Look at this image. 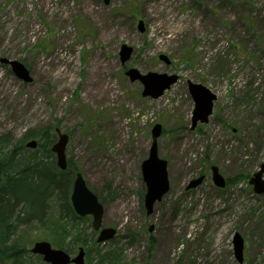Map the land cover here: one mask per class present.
<instances>
[{
  "label": "rangeland",
  "instance_id": "1",
  "mask_svg": "<svg viewBox=\"0 0 264 264\" xmlns=\"http://www.w3.org/2000/svg\"><path fill=\"white\" fill-rule=\"evenodd\" d=\"M122 44L133 48L124 64ZM0 58L23 62L32 77L19 80L0 62V131L17 140L59 127L67 159L104 196L102 226L116 229L94 245L91 216L61 220L55 195L42 222L12 221L0 264H48L29 250L37 240L72 253L83 245L85 264L100 256L103 264H264V192L248 182L264 162V0H0ZM128 67L177 80L157 98L142 96ZM99 79L107 90L91 92ZM188 80L216 95L209 120L193 130ZM156 123L169 190L147 215L141 162ZM43 140L24 147L42 155ZM211 165L225 187L212 183ZM234 232L244 241L241 263Z\"/></svg>",
  "mask_w": 264,
  "mask_h": 264
},
{
  "label": "water",
  "instance_id": "2",
  "mask_svg": "<svg viewBox=\"0 0 264 264\" xmlns=\"http://www.w3.org/2000/svg\"><path fill=\"white\" fill-rule=\"evenodd\" d=\"M110 0H103L107 4ZM138 28L142 31L143 21L138 20ZM133 48L126 44H122L119 50L120 62L124 64L129 60ZM159 58L165 62L169 60L160 55ZM1 63L8 64L13 74L24 82H30L32 77L26 65L17 59L0 58ZM125 75L130 81L139 80L142 85L141 94L143 96H151L153 98L159 97L165 89L177 80V75L167 73L148 72L142 74L134 67H129L125 70ZM188 91L194 102V107L191 114L190 129H194L198 123H206L212 113L213 102L216 99L213 93L207 86L202 83L187 81ZM57 139L51 145L50 151L55 155V163L60 170H65L67 167V159L65 154V147L68 141V135L60 130L59 127L54 129ZM162 131L161 124L156 123L151 128V145L148 150L147 157L141 162V175L145 184V192L143 198L144 208L146 214L150 215L153 211L155 202L160 201L169 190V180L167 173V161L158 156L157 138ZM27 147L34 148L36 141L31 140L26 143ZM211 179L213 184L218 187L225 186V178L220 174L215 165L210 167ZM1 174V164H0ZM204 175H199L192 178L186 184V189L197 187L203 181ZM249 183L255 193L261 194L264 192V162L259 165L249 178ZM70 202L73 210L78 216L91 215V226L94 230H99L96 237L97 242H104L112 238L116 230L112 227H101L103 206L99 202L98 197L87 187L85 180L80 172H76L72 181V188L70 193ZM152 225L149 230H152ZM233 253L239 263L243 259L244 241L238 232H234L232 237ZM30 252L41 255L42 259L49 264H84L85 250L82 246L78 247L77 253L72 256L68 251L62 248H54L47 240L35 241Z\"/></svg>",
  "mask_w": 264,
  "mask_h": 264
},
{
  "label": "trees",
  "instance_id": "3",
  "mask_svg": "<svg viewBox=\"0 0 264 264\" xmlns=\"http://www.w3.org/2000/svg\"><path fill=\"white\" fill-rule=\"evenodd\" d=\"M31 137L44 138L42 155H38L37 150L25 149L24 142ZM54 137L55 133L51 129L44 132L29 129L17 140L9 133L0 131V164L5 174L0 187V255L7 254L5 252L12 248L9 245L12 221L42 222L47 212V200L52 196L59 197L61 220L78 219L69 200L75 173L74 165L69 159L65 170H60L56 166L49 149ZM99 197L104 198L102 195H98ZM2 210H5V214ZM92 235L93 232L81 240L85 243L92 241ZM104 261L105 257L100 256L96 264H103Z\"/></svg>",
  "mask_w": 264,
  "mask_h": 264
},
{
  "label": "bare ground",
  "instance_id": "4",
  "mask_svg": "<svg viewBox=\"0 0 264 264\" xmlns=\"http://www.w3.org/2000/svg\"><path fill=\"white\" fill-rule=\"evenodd\" d=\"M89 85V90L91 92H95L97 89H100L101 91H106L107 89H105V86H103V81L101 79H99L98 83L97 84H94L93 80H92V83H88ZM4 176V179H5V174L3 172V170H1V174H0V182L2 180V177ZM4 179H3V182H4Z\"/></svg>",
  "mask_w": 264,
  "mask_h": 264
}]
</instances>
